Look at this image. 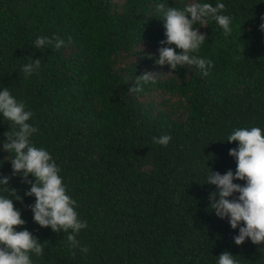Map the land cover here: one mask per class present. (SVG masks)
I'll return each mask as SVG.
<instances>
[{"label": "trees", "instance_id": "16d2710c", "mask_svg": "<svg viewBox=\"0 0 264 264\" xmlns=\"http://www.w3.org/2000/svg\"><path fill=\"white\" fill-rule=\"evenodd\" d=\"M159 2L0 0V88L34 113L32 142L50 152L88 223L77 236L86 254L69 248L67 234L37 225L30 184L0 148L23 228L44 244L34 264H217L224 251L238 264H264V245L237 246L238 229L209 209L215 186L203 184L210 169L235 172L233 128L264 127V0H222L233 18L228 35L214 21L199 28L207 39L199 54L214 65L206 76L155 63L166 39ZM165 2L182 8L187 0ZM40 36L71 42L38 50ZM30 59H40L39 74L25 78ZM145 71L160 76L129 93ZM7 131L0 117V141ZM163 134L172 137L167 147L153 143Z\"/></svg>", "mask_w": 264, "mask_h": 264}, {"label": "clouds", "instance_id": "9594fccd", "mask_svg": "<svg viewBox=\"0 0 264 264\" xmlns=\"http://www.w3.org/2000/svg\"><path fill=\"white\" fill-rule=\"evenodd\" d=\"M225 10L226 5L222 0H217L214 5L206 0H187L182 8L169 7L165 0H161L156 11L163 22L166 39L160 42L159 58L155 63L167 65L173 72L178 67L187 70L195 67L202 75H208L214 65L199 54L207 41L199 28L207 27L214 21L225 35L230 34L233 18L224 14ZM260 19L259 31L264 33V16ZM70 42L69 38L67 43ZM67 43L59 36L51 39L40 36L35 39L34 47L39 50L54 46L59 50ZM177 49L181 51L177 52ZM40 66V59H30L22 66L25 78L39 74ZM159 76L145 71L131 83L129 93L142 92L145 87L155 84ZM0 117L13 129L10 134L8 131L4 134L6 140L0 141V148L8 153L5 159L10 160L13 175H20L30 184L25 195L35 198L34 204L29 206L33 221L54 233L67 234L69 248L79 249L86 254L89 249L80 244L77 236L88 228V223L76 211L77 202L68 194L61 170L50 152L44 147H36L32 142L33 135L39 131L32 122L34 113L27 109L23 101L13 96L8 87L0 88ZM152 139L153 143L167 147L172 137L163 134ZM227 142H237V147L229 150L237 167L235 172L229 170L226 174L213 172L207 167L210 173L203 184L216 188L209 194V209L217 218L227 219L231 229H238V234L233 237L237 246L246 240L254 245H264V127L233 128ZM29 177L32 179L29 180ZM234 181L245 183L241 186ZM8 185L9 177L0 175V264H34L33 257L42 256L44 244L27 228H23L26 221L13 204V199L21 198ZM9 190L13 195H5ZM234 194L238 196L233 198ZM17 228L23 230L17 231ZM217 264H238V261L231 253L224 251L217 257Z\"/></svg>", "mask_w": 264, "mask_h": 264}]
</instances>
